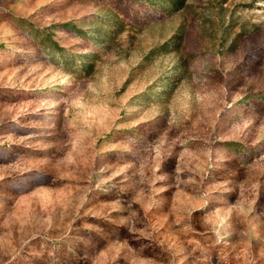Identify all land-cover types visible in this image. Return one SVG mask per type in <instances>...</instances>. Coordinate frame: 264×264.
<instances>
[{
  "label": "rangeland",
  "instance_id": "obj_1",
  "mask_svg": "<svg viewBox=\"0 0 264 264\" xmlns=\"http://www.w3.org/2000/svg\"><path fill=\"white\" fill-rule=\"evenodd\" d=\"M0 264H264V0H0Z\"/></svg>",
  "mask_w": 264,
  "mask_h": 264
},
{
  "label": "trees",
  "instance_id": "obj_2",
  "mask_svg": "<svg viewBox=\"0 0 264 264\" xmlns=\"http://www.w3.org/2000/svg\"><path fill=\"white\" fill-rule=\"evenodd\" d=\"M173 3H175V2H173ZM181 3H182V1H179V4H181ZM35 32H37V30H35ZM60 56H61L62 60H64V62H66L67 58L64 56V54L61 53Z\"/></svg>",
  "mask_w": 264,
  "mask_h": 264
}]
</instances>
